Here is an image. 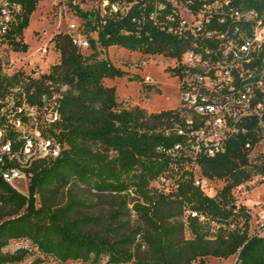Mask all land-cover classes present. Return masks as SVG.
I'll return each mask as SVG.
<instances>
[{
	"label": "trees",
	"instance_id": "obj_1",
	"mask_svg": "<svg viewBox=\"0 0 264 264\" xmlns=\"http://www.w3.org/2000/svg\"><path fill=\"white\" fill-rule=\"evenodd\" d=\"M18 1L22 12L9 43L25 53L23 31L42 0ZM235 2L264 13V0ZM119 28L99 32L88 54L67 33L52 38L60 58L35 91L59 93L66 87L54 127L62 149L54 160L34 166L26 195L0 180V264H18L29 255L28 249L5 251L21 240L59 264H205L210 257L234 255L235 264H264V235L249 233L250 213L233 196L255 176L264 180V156L250 159L244 146L255 138H230L213 158L166 155L163 150L180 141L176 130L183 126V110L149 113L127 106L114 86L104 84L124 72L101 55L116 46L179 58L183 43L158 32L123 35ZM5 80L0 75V87ZM260 97L264 103V93ZM196 176L223 186L209 195L194 185Z\"/></svg>",
	"mask_w": 264,
	"mask_h": 264
},
{
	"label": "built area",
	"instance_id": "obj_2",
	"mask_svg": "<svg viewBox=\"0 0 264 264\" xmlns=\"http://www.w3.org/2000/svg\"><path fill=\"white\" fill-rule=\"evenodd\" d=\"M61 1L60 12L75 18L67 23V34L79 50H90L99 32L113 25H120L123 35L158 32L183 43L179 58H171L180 79L183 126L176 130L180 141L163 150L166 155L213 158L239 135L255 138L254 144L247 139L244 145L251 152L264 145V13L236 5V0ZM21 12L18 0H0V75L6 79L0 87V180L25 195L34 166L60 155L54 127L66 87L37 95L35 84L46 72L37 66L20 73L9 56V35ZM38 53L45 56L48 46ZM194 185L206 190L208 181L196 176ZM260 227L255 235H263L264 222Z\"/></svg>",
	"mask_w": 264,
	"mask_h": 264
},
{
	"label": "rangeland",
	"instance_id": "obj_3",
	"mask_svg": "<svg viewBox=\"0 0 264 264\" xmlns=\"http://www.w3.org/2000/svg\"><path fill=\"white\" fill-rule=\"evenodd\" d=\"M63 5L61 0H42L40 1L32 15L28 26L23 31L22 40L28 46L25 53L10 50L9 56L14 60V64L19 66L20 73L33 72L32 68L39 67L40 70L49 73L50 67L58 63L60 54L55 49L52 38L57 34L67 33V23L74 18L70 13L60 12ZM91 30L85 25V33ZM96 39V34L93 33ZM47 45L48 53L42 56L38 53L40 47ZM84 54L90 50H81ZM109 62L124 72V76L113 80H105L106 86H114L119 100L127 106L138 105L149 113L160 111L178 110L180 102V79L174 76L172 68L173 59L160 55H145L140 52H130L120 47L112 46L101 55ZM6 59L3 55L2 62ZM150 78V85H146L144 77ZM264 145L253 150L250 159L259 155L263 156ZM223 186L222 181L208 182L206 192L209 195L216 193ZM27 192H25V195ZM236 205L245 206L249 211L250 234H258L264 222V180L255 176L251 181L244 183L233 190ZM264 235V231L261 232ZM18 249L30 250L29 255L18 264H31L36 258L42 261L39 264H59L52 258H43L32 249L27 241L11 242L6 248L7 252H14ZM237 256L227 259L210 257L205 264H235ZM80 264V263H67ZM104 264V263H101Z\"/></svg>",
	"mask_w": 264,
	"mask_h": 264
}]
</instances>
